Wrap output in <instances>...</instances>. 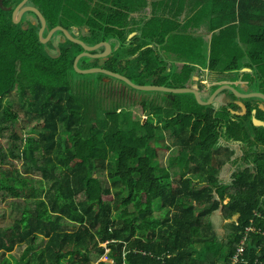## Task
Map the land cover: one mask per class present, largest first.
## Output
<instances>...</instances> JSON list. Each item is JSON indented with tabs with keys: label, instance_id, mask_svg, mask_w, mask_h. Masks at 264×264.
I'll list each match as a JSON object with an SVG mask.
<instances>
[{
	"label": "trees",
	"instance_id": "16d2710c",
	"mask_svg": "<svg viewBox=\"0 0 264 264\" xmlns=\"http://www.w3.org/2000/svg\"><path fill=\"white\" fill-rule=\"evenodd\" d=\"M21 1L2 0L0 7V201H23L15 202L18 217L0 226V264H264V128L254 127L249 114L233 116L231 105L202 106L192 94L137 91L103 74L93 85L74 80L73 61L83 49L63 36L56 47L51 39L40 43L31 12L35 24L23 18L14 24L11 13ZM27 5L48 31L85 27L89 33L78 35L92 45L109 43L105 59L79 62L102 61L101 69L138 86L189 88L192 76L206 70L209 96L230 73L240 82L260 84L264 77V0ZM202 23L210 36L195 33ZM133 104L146 120L120 124L117 112ZM165 137L172 146L161 145ZM160 146L170 152L166 167L156 158ZM182 156L187 173L173 179L170 169ZM228 162L238 169L223 181L218 176ZM215 212L227 221L221 238ZM67 224L76 229L65 230ZM18 246L25 248L16 259ZM106 251L109 262H102Z\"/></svg>",
	"mask_w": 264,
	"mask_h": 264
},
{
	"label": "rangeland",
	"instance_id": "374dc122",
	"mask_svg": "<svg viewBox=\"0 0 264 264\" xmlns=\"http://www.w3.org/2000/svg\"><path fill=\"white\" fill-rule=\"evenodd\" d=\"M32 14H28L26 13V15H24V17H22V21L23 23L29 19L30 21H34L33 17L31 16ZM35 22V21H34ZM66 30V29H65ZM69 32V31H68ZM135 32L131 33V34H134ZM69 34L71 35V37H73L74 39H77L81 42H83L86 46H94L92 45V41L89 37H85V36H79L77 34H74L72 32H69ZM130 34V35H131ZM47 33L43 34V37H46ZM51 43H53V46L56 47L60 44L63 43V38L61 36V34H58L55 33L52 37H51ZM51 53H53V51L51 50ZM242 59H244V57H242ZM241 59V60H242ZM232 62V59H228L227 60V63H230ZM245 62V61H244ZM98 66L97 67H91V62H78V68L80 70H85V69H90V68H100V64L102 63V61L98 62ZM242 61H238L237 64H241ZM179 66V65H177ZM178 69V67H177ZM249 70V71H248ZM76 72V71H75ZM240 73H247V74H250V69L248 68H243L239 71ZM78 75H74V80H77V81H85L87 83H91L93 85V83L95 82L96 80V77H97V74L98 73H95V74H79L77 73ZM260 78H262L260 81L261 84L257 85L256 82H257V79H252V82H249L247 79H249L248 77L245 78L243 77L241 80H242V83L240 84L239 83V76L237 75L236 72H233V73H230L229 75L227 76H224V77H221L218 82L221 83L223 82V84L225 85H228L230 87H233L235 89V86H236V91L238 90H242V85L245 84H248L249 88V92L250 91H253L252 94L256 93L257 91H260V90H263V76H261ZM192 79H193V83L195 87H198V84H201L203 86L202 91L204 93V96L201 97V99L203 101L206 100V96H208V87H209V78H208V73L207 71H200L198 70L193 76H192ZM104 80L103 78H101V81ZM215 83V81H213ZM221 84V85H223ZM241 85L240 87H238V85ZM233 85V86H232ZM261 89H260V88ZM239 92V91H238ZM231 93V92H230ZM232 94V93H231ZM151 95L152 97H154L155 95L157 94H149ZM225 95V96H224ZM229 94L227 92H221L215 99L217 100V98L219 97V99H223V98H227ZM233 95V94H232ZM221 96V97H220ZM14 100L16 101V97H14ZM215 100V102H216ZM127 102V101H126ZM128 104V103H127ZM215 107H217V104H214ZM128 111H130V114L131 115H128ZM217 113H219L221 111V108H217L215 110ZM117 115H118V118L119 119L118 121H120V124H124L122 121H124L126 124L124 125H127L128 123L131 122V124H136L138 122L141 121L142 119V122L145 121V117L142 115L141 113V109L139 107V105L137 104H133L131 107L130 105L128 106H124V108L121 109V111H118L117 112ZM166 117H169L168 114L165 115ZM153 124H155V120H153ZM21 125L24 126V128L26 127V123L22 122L21 121ZM138 133H140V130L137 131ZM26 133H27V130L25 129V131L22 132V136H26ZM160 143L161 145H165V146H172L174 141L168 137H165L163 139L160 140ZM1 144L7 148L9 145H10V142L9 141H6V140H2L1 141ZM160 146V149L157 150V161L160 165V167H166L168 165V162H167V159L169 157V154L170 152L167 151L166 148ZM232 148L234 150V157L236 156H239L240 155V151L238 150L237 146L235 147L234 145H232ZM260 148H258V152H260ZM189 167V164L187 162V160L185 158L180 157V162H179V165L173 167L170 169V176L171 178L175 179L177 178V176H179V174H182V173H187V169ZM17 168H20V165H17ZM238 169V166H233L231 162H228L226 163L223 168L221 169L220 173H219V178L223 181H228L230 180L231 178V175L233 172H235L236 170ZM97 176L99 177L100 181L102 182L103 185L107 184L106 182V173L105 171H101L97 174ZM189 177L192 178V175H190ZM104 199L106 200H111V196H108V197H104ZM20 203L23 205V201L21 200H4V201H0V212L2 214V217H0V226H7L8 223L11 222V220H13L14 218L18 217V208L16 207V203ZM158 215H162L163 217L166 216V210H162L160 212H157ZM211 221H212V224H213V227H214V231L216 232L217 236L218 237H223L226 233H227V230H226V223L227 221H224L221 217V214L220 212H215L213 213L212 217H211ZM65 230L67 231H73L76 229L75 226L71 225V224H67L65 227H64ZM25 246H18L16 247L13 252L11 253V255L18 259L19 256L21 255V253L23 252ZM6 257H9L8 254H6Z\"/></svg>",
	"mask_w": 264,
	"mask_h": 264
},
{
	"label": "water",
	"instance_id": "95a60500",
	"mask_svg": "<svg viewBox=\"0 0 264 264\" xmlns=\"http://www.w3.org/2000/svg\"><path fill=\"white\" fill-rule=\"evenodd\" d=\"M27 0H22L17 7H15L12 10V15H11V19L13 21L14 24H19L22 16L24 13L26 12H31L33 13L40 21V29L38 31V39L40 41V43L42 44H46L51 37L57 33L60 32L65 39L80 45V47L83 49V52L80 53L79 55H77L73 61V69L74 71H76V73L79 74H103L106 77L109 78H114L117 79L119 81H122L123 83H125L126 85H128L129 87H131L132 89H135L137 91H142V92H162V93H169V94H192L196 100V102L202 106H209L214 104L215 102V98L224 90H228L229 92H231L233 94V96L235 98H239V99H244V98H249V97H256V98H261L263 100V95L260 93H254V94H249V95H244L241 94L240 92L236 91L233 87H230L228 85H220L217 89H215L209 96L208 98L203 101L200 97L199 92L195 89V88H179V89H170V88H166V87H161V86H138L133 84L132 82H130L126 77L101 69V68H90V69H85V70H80L78 68V62L81 58L84 57H88L91 59H105L106 57H108L111 53V46L109 43L107 42H100L94 46H86L83 42L74 39L73 37H71V35L69 34V32L67 30H65L64 28L60 27V26H56L52 29H50L47 32L46 37H43L44 31H45V19L43 18V16L39 13V11L37 9H35L34 7L31 6H27L26 5ZM2 5V0H0V7ZM3 10L5 11H11V8H3ZM131 37V35H130ZM129 37V38H130ZM103 48V51L101 53H96V54H91L92 52H95L99 49ZM249 71V70H248ZM104 81H107V79H105ZM236 105L238 107H240L242 109L243 112H245V107L241 102H237ZM231 114H236V112L231 111ZM254 113V111H253ZM241 115V114H240ZM252 123L254 126L258 127V126H263L262 122H259L257 119H255L254 117L252 118Z\"/></svg>",
	"mask_w": 264,
	"mask_h": 264
},
{
	"label": "flooded vegetation",
	"instance_id": "af4514ba",
	"mask_svg": "<svg viewBox=\"0 0 264 264\" xmlns=\"http://www.w3.org/2000/svg\"><path fill=\"white\" fill-rule=\"evenodd\" d=\"M26 5H27V3H26ZM26 13H29V12H26ZM26 13H24L23 15H26ZM11 15H12V13H11ZM34 21H30L29 19L26 20V22H30V23H34L35 24ZM46 30H47V26H45V31ZM66 30L69 31V32H72L74 34H77V35L79 33H81L82 35H85V34H88L89 33V29H87L85 27H82V28H79L78 27L77 28L74 25L68 26V29H66ZM134 35H135V33H134ZM134 35L132 34L131 37H133ZM61 36H63V35L61 34ZM208 81H209V84H210L209 87H208V91H209V89H210V87H211V85L213 83H211L210 80H208ZM249 82H252V81H249ZM239 83L241 84L242 82L239 81ZM240 84L238 85V87L241 86ZM256 84L259 85L258 81L256 82ZM248 88H249L248 84H245L244 83V85H242V90H238V91L241 94H244V95L252 94L253 91H250L249 92ZM235 89H236V86H235ZM256 93L262 94L263 95V100L261 98H256V97H249V98L247 97V98H244V99H239V98H235V97L233 98L232 96L228 95L227 98L225 97L223 99L222 98L219 99V97H218L217 100H216V102H214V104H217V107L231 105L234 108L233 109H229V110L237 113V115L236 114H234V115L232 114L233 116L240 117V118H246L247 115L249 114V120L251 121V123H252V118L254 117L259 122H262L263 123V126H258L257 128H264V80H263V90L257 91ZM199 94H200L201 97L204 96V93H203L202 89L199 92ZM237 102H241L244 105L245 112H243L242 109L236 105ZM253 111H254V113H253ZM145 120H146V117H145ZM252 125H253V123H252ZM254 127H256V126H254ZM234 146L235 147L237 146L238 150L240 151V145H238L237 143H235Z\"/></svg>",
	"mask_w": 264,
	"mask_h": 264
},
{
	"label": "crops",
	"instance_id": "0c3cea01",
	"mask_svg": "<svg viewBox=\"0 0 264 264\" xmlns=\"http://www.w3.org/2000/svg\"><path fill=\"white\" fill-rule=\"evenodd\" d=\"M148 13H149V8L146 10V14H148ZM133 16L136 17V15H133ZM144 16L149 17L150 15H144ZM183 17H185V15H182V18ZM195 33L197 35H199V36H210V34H209L208 30H207V27H206V24L205 23H202V26ZM179 66H181V65L179 64ZM204 71H206V70H204ZM191 80H192L191 82H194L192 78H191ZM193 85H194V83H192V85H191L190 88H195L198 91V87H195Z\"/></svg>",
	"mask_w": 264,
	"mask_h": 264
},
{
	"label": "built area",
	"instance_id": "2783aa9c",
	"mask_svg": "<svg viewBox=\"0 0 264 264\" xmlns=\"http://www.w3.org/2000/svg\"><path fill=\"white\" fill-rule=\"evenodd\" d=\"M239 252H241V250H239ZM106 254H107V251L105 252V254L102 256V258H101V261L102 262H109V259H108V257L106 256Z\"/></svg>",
	"mask_w": 264,
	"mask_h": 264
}]
</instances>
